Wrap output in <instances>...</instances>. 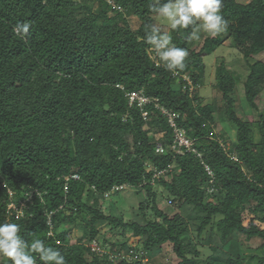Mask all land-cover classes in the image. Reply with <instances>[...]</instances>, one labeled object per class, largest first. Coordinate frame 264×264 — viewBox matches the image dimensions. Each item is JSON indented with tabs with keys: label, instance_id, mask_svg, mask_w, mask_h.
Masks as SVG:
<instances>
[{
	"label": "trees",
	"instance_id": "trees-1",
	"mask_svg": "<svg viewBox=\"0 0 264 264\" xmlns=\"http://www.w3.org/2000/svg\"><path fill=\"white\" fill-rule=\"evenodd\" d=\"M153 2L0 0V223H18L26 241L44 240L67 264H167L161 259L167 243L177 264H246L240 236L262 240L264 251V118L256 142L254 123L236 110L241 78L224 59L213 88L236 127L235 140L215 132L221 108L198 88L204 58L227 46L247 64L245 100L260 111L264 0H223L228 31L205 35L176 75L156 63L144 40L153 25L162 30L149 10ZM77 6L79 13L71 10ZM24 21L32 28L21 39L12 28ZM189 31L171 30L173 43L188 49ZM132 93L152 99L148 119L130 104ZM169 115L198 154L173 148ZM159 144L164 152H157ZM72 175L79 180H67ZM126 190L139 199V219L127 220L106 204ZM246 213L260 219L245 225ZM83 214L87 219L77 223ZM99 222L108 225L104 240ZM69 226L83 230L82 238L74 242ZM94 240L106 248L101 257L87 247ZM248 262L264 264V254H251Z\"/></svg>",
	"mask_w": 264,
	"mask_h": 264
},
{
	"label": "clouds",
	"instance_id": "clouds-1",
	"mask_svg": "<svg viewBox=\"0 0 264 264\" xmlns=\"http://www.w3.org/2000/svg\"><path fill=\"white\" fill-rule=\"evenodd\" d=\"M222 8L223 0H154L149 5V10L172 31L183 33L190 30L187 35L190 41L200 40L201 34L215 38L228 31L229 21L223 16ZM31 28L32 23L24 21L16 23L12 31L23 39ZM144 40L166 71L176 75L187 67L189 51L177 47L170 33H162L153 25ZM0 258L7 264H67L59 249L47 246L39 238L26 241L21 235V226L9 221L0 223Z\"/></svg>",
	"mask_w": 264,
	"mask_h": 264
},
{
	"label": "rangeland",
	"instance_id": "rangeland-1",
	"mask_svg": "<svg viewBox=\"0 0 264 264\" xmlns=\"http://www.w3.org/2000/svg\"><path fill=\"white\" fill-rule=\"evenodd\" d=\"M74 1H80V0H74ZM95 11H99V6L97 4H95ZM72 11L79 13L81 10L80 6H77L75 8L71 9ZM131 28L133 30H136V28L138 27V21L136 19H131ZM158 23H161V32H167L171 34V30L170 28L167 26L166 23L162 22L159 18H158ZM202 38L198 41H193V43L188 47V51H189V56L192 54L193 51H198L199 48L201 47V45L204 43L205 40V35L201 34ZM226 60V63L228 64V67L231 70H234L237 72V75L240 76L241 78V84L238 85V89H237V97L239 98V101L237 103L236 106V110L238 115L241 116V118L244 121H251L254 123V127H255V140L256 142H259L261 139V132L259 130L258 121H261L264 118V93H262L261 97H260V101H259V105H260V111L259 112H255L252 111L250 106L247 104L246 100H245V95H244V88H243V83L242 81L245 80L247 74L249 73V68L247 66V64L243 61V57L234 49L229 48L227 46H222L220 48H218L212 55L207 56L204 58L205 64H206V70H205V77L203 79V81L200 82L199 85V95L201 96V98L204 99H212L215 102V105L217 107L220 106L221 111L218 112V115L215 116V132L216 133H221L224 136V139H227L229 141H233L236 139V127L229 122L228 120H226L225 114H224V108L223 106H225L223 104V102H221V97L217 95V93L215 92L213 86L216 83V71H217V66L219 64V60ZM262 59L264 60V55H262ZM230 147H227V150H229ZM123 197L126 198L127 201H123V197H117L116 199H114V201L111 202V204L106 203L109 207H113L112 209H114L116 205L119 209L118 211H120V213H122L124 215V217L129 220V218L132 219H139L138 215V201L139 199L136 196H131L132 192L130 190H126L122 193ZM107 205L103 204L102 205V209L106 212L108 211V207ZM233 206H235V203L233 204ZM180 212V211H179ZM182 212V211H181ZM180 212V213H181ZM20 213V212H19ZM174 213V212H173ZM172 213V214H173ZM177 213V212H175ZM87 214H83L78 218V222L79 224H81L82 222H84L87 219ZM252 217H257L259 218L256 214H251V213H246L245 214V225H248L250 223V220ZM260 219V218H259ZM97 226L100 228L101 232H102V236H101V240H104L106 238V235H104V233L108 230V225L105 222H99L97 223ZM76 226H69L65 229H73V240L74 242H76L77 240H79L80 238H82L83 235V230L79 229V228H74ZM111 241H114L112 246L113 248H115V245L117 244V239H115L114 236H110ZM207 236L204 235L203 238L206 239ZM211 243H213L214 245L218 243L217 241V236L213 235L212 239H211ZM239 250H240V254L242 259L245 261L246 264H256V262H248V258L249 255L251 254H257L262 256L264 254V251L259 250L261 244H262V240L254 238V239H247L244 236H240L239 237ZM237 248V246L235 248L232 249V253L234 255H236V251L235 249ZM201 250L209 255L210 251L204 247L201 248ZM161 259H164L167 264H177L180 260L176 257V254L173 251V246L169 243L165 244L162 247V255H161ZM0 261H3V258H0Z\"/></svg>",
	"mask_w": 264,
	"mask_h": 264
},
{
	"label": "built area",
	"instance_id": "built-area-1",
	"mask_svg": "<svg viewBox=\"0 0 264 264\" xmlns=\"http://www.w3.org/2000/svg\"><path fill=\"white\" fill-rule=\"evenodd\" d=\"M152 57L156 60L157 64H160L158 61V58L155 57V53L152 54ZM184 78L190 83V91L192 92L195 87L192 85L190 78L187 76H184ZM128 96L130 98V104L133 105V104L137 103L140 106V108L142 109V115H143L144 119H148L150 112L146 111L145 107L148 104L152 103V99L145 97L141 93L140 94L132 93V94H128ZM164 113H167V112L164 111ZM170 122H171V125L176 129L175 130V132H176V134H175L176 145H174L173 148L178 150L179 153H182L183 150H181V149L185 148L189 152H194V153L198 154L197 149H195L193 147V141L187 136L186 132L184 130L176 128L177 126H176V122H175V117L170 116ZM157 152H164V147L162 146V144L158 145ZM207 171L210 174H212V171L208 167H207ZM69 179L79 180V177L77 175H72L71 177L67 178V180H69ZM122 188H123V186H120V187H117L116 189L118 190V189H122ZM11 208H15V207H11ZM87 247H89L93 253H95L96 255H98L100 257L106 253V248L102 247V245L97 240L92 241L89 245H87ZM131 254H133V251L131 252Z\"/></svg>",
	"mask_w": 264,
	"mask_h": 264
}]
</instances>
